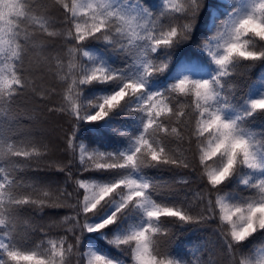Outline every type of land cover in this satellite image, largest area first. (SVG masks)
Masks as SVG:
<instances>
[{"label":"snow or ice","instance_id":"1","mask_svg":"<svg viewBox=\"0 0 264 264\" xmlns=\"http://www.w3.org/2000/svg\"><path fill=\"white\" fill-rule=\"evenodd\" d=\"M257 67L264 0H0V264H264Z\"/></svg>","mask_w":264,"mask_h":264},{"label":"trees","instance_id":"2","mask_svg":"<svg viewBox=\"0 0 264 264\" xmlns=\"http://www.w3.org/2000/svg\"><path fill=\"white\" fill-rule=\"evenodd\" d=\"M217 2V0H213V3ZM261 68L257 67L252 69L247 76L248 82H253L256 81L258 78V75L260 72H262ZM51 106V105H49ZM20 111L22 114L25 113V110H27V114L31 115L32 114V109L33 108H42V105H39L37 102L32 101L30 99H25L21 98L19 105H18ZM35 115L38 117L33 123L34 127L38 129H43L47 130L50 134L51 137H55L57 135V130L59 126L63 125V127H67L66 124H63V121L60 120L58 117H53L49 115L46 111H38L35 113ZM262 126H264V122L257 121L256 124L253 125L254 130H259ZM84 134L88 137H94L96 133L92 132L90 129H85ZM105 135L109 136L111 139H115L111 135V133L106 132ZM123 139V138H121ZM63 157L57 152L54 153L51 159L53 160H60ZM149 175H154L157 177H162L165 180H171L175 179L179 181L181 177L179 175L173 176L172 174L168 173L167 171H157V170H151L148 172ZM60 180H63V176L61 175L59 177ZM178 186V185H176ZM71 190V189H69ZM69 212L67 210H59V215L56 216L55 218H60L63 217L64 215H68ZM54 214L49 212L48 215H43V214H37L33 220L34 224H47L50 222L49 217L53 216ZM211 235V227H209L208 231L205 232H197V233H183L179 236L177 241L174 243L173 248L175 251H177L181 255H190V250L193 249L197 244L202 243L205 238L209 237ZM86 243V242H85ZM95 243L108 251H111L113 255H117L118 252L117 250L111 248L110 246L106 245V243L103 240L96 239Z\"/></svg>","mask_w":264,"mask_h":264},{"label":"rangeland","instance_id":"3","mask_svg":"<svg viewBox=\"0 0 264 264\" xmlns=\"http://www.w3.org/2000/svg\"><path fill=\"white\" fill-rule=\"evenodd\" d=\"M261 75H264V71H262V72L259 73L257 80L260 78Z\"/></svg>","mask_w":264,"mask_h":264}]
</instances>
